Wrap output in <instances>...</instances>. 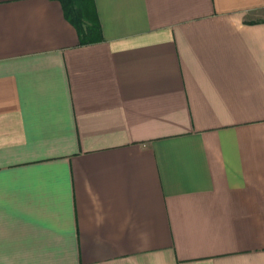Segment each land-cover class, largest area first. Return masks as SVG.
I'll list each match as a JSON object with an SVG mask.
<instances>
[{"label": "crops", "instance_id": "crops-1", "mask_svg": "<svg viewBox=\"0 0 264 264\" xmlns=\"http://www.w3.org/2000/svg\"><path fill=\"white\" fill-rule=\"evenodd\" d=\"M0 0V264H264V0Z\"/></svg>", "mask_w": 264, "mask_h": 264}, {"label": "trees", "instance_id": "trees-1", "mask_svg": "<svg viewBox=\"0 0 264 264\" xmlns=\"http://www.w3.org/2000/svg\"><path fill=\"white\" fill-rule=\"evenodd\" d=\"M64 18L74 27L79 43L101 38L93 0H57Z\"/></svg>", "mask_w": 264, "mask_h": 264}]
</instances>
